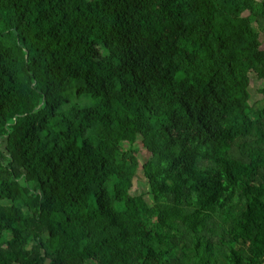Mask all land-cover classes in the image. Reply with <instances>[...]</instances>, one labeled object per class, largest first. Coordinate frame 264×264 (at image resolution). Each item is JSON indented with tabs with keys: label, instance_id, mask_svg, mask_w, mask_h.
Listing matches in <instances>:
<instances>
[{
	"label": "trees",
	"instance_id": "trees-1",
	"mask_svg": "<svg viewBox=\"0 0 264 264\" xmlns=\"http://www.w3.org/2000/svg\"><path fill=\"white\" fill-rule=\"evenodd\" d=\"M260 31L264 0H0V264H264Z\"/></svg>",
	"mask_w": 264,
	"mask_h": 264
},
{
	"label": "rangeland",
	"instance_id": "rangeland-1",
	"mask_svg": "<svg viewBox=\"0 0 264 264\" xmlns=\"http://www.w3.org/2000/svg\"><path fill=\"white\" fill-rule=\"evenodd\" d=\"M260 34H261L260 41L262 43V48L264 49V32L260 31ZM251 77H252V81H251V86H250L249 91L252 94V104H256L257 107H261L263 105L262 103H259L262 98V96L260 95L258 91L259 83L254 74H251ZM138 146L140 149V154H139L140 162H141V165H143L150 157V153L143 147L141 142H138ZM132 191L134 194H141L143 192L148 191V185H147V182L144 178L142 171H139Z\"/></svg>",
	"mask_w": 264,
	"mask_h": 264
}]
</instances>
